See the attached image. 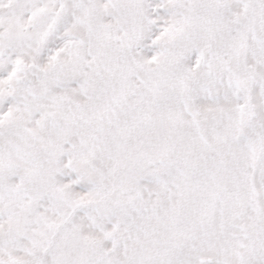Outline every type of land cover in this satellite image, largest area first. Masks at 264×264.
<instances>
[{
    "label": "snow or ice",
    "instance_id": "1",
    "mask_svg": "<svg viewBox=\"0 0 264 264\" xmlns=\"http://www.w3.org/2000/svg\"><path fill=\"white\" fill-rule=\"evenodd\" d=\"M0 264H264V0H0Z\"/></svg>",
    "mask_w": 264,
    "mask_h": 264
}]
</instances>
